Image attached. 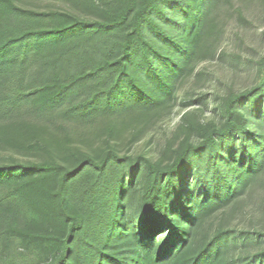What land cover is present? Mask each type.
<instances>
[{
	"label": "trees",
	"instance_id": "1",
	"mask_svg": "<svg viewBox=\"0 0 264 264\" xmlns=\"http://www.w3.org/2000/svg\"><path fill=\"white\" fill-rule=\"evenodd\" d=\"M44 1L0 0V149L34 157H0V241L26 264H228L232 232L204 222L264 193V56L256 86L219 96L211 119L181 114L161 152L132 153L213 56L222 0Z\"/></svg>",
	"mask_w": 264,
	"mask_h": 264
},
{
	"label": "rangeland",
	"instance_id": "2",
	"mask_svg": "<svg viewBox=\"0 0 264 264\" xmlns=\"http://www.w3.org/2000/svg\"><path fill=\"white\" fill-rule=\"evenodd\" d=\"M226 1V2H225ZM237 0H222L219 7L221 16L220 37L214 45L213 56L199 62L191 77L179 83L175 104L170 111L154 116L149 122V128L154 132L152 139L145 145L146 137L142 135L135 150L148 151L151 154L161 152L165 141L164 132L178 122L181 114L197 110L201 119H211L217 98L230 91H239L256 86L263 76V69L258 65L264 56V7L262 0H248L242 6V19L239 20ZM50 2L35 4L45 7ZM56 6L67 7L56 4ZM239 5V6H238ZM20 117L28 122H43V118L36 119L26 107L20 110ZM0 121H6L0 115ZM68 130H76L74 125H68ZM128 135L121 145L126 149ZM99 143V142H98ZM97 144V143H96ZM124 151V150H123ZM12 156L17 160L33 159L32 155L0 149V157ZM264 193L260 185L254 184L235 205L219 211L204 222L206 233L218 227L232 232L230 247L226 253L228 264H242V261L264 249V242L256 243L251 239H241L240 231L249 230L254 226L264 228ZM261 210V211H260ZM19 247L10 244L6 246L0 241V264H26L28 257H21Z\"/></svg>",
	"mask_w": 264,
	"mask_h": 264
}]
</instances>
